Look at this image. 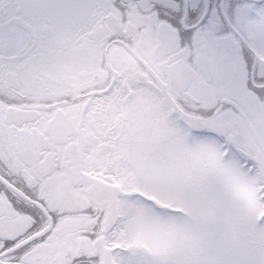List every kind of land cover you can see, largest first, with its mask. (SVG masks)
Returning a JSON list of instances; mask_svg holds the SVG:
<instances>
[{
  "label": "snow or ice",
  "instance_id": "snow-or-ice-1",
  "mask_svg": "<svg viewBox=\"0 0 264 264\" xmlns=\"http://www.w3.org/2000/svg\"><path fill=\"white\" fill-rule=\"evenodd\" d=\"M0 264H264V0H0Z\"/></svg>",
  "mask_w": 264,
  "mask_h": 264
}]
</instances>
